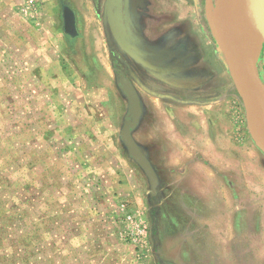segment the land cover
I'll return each mask as SVG.
<instances>
[{"label":"rangeland","instance_id":"obj_1","mask_svg":"<svg viewBox=\"0 0 264 264\" xmlns=\"http://www.w3.org/2000/svg\"><path fill=\"white\" fill-rule=\"evenodd\" d=\"M106 1L64 0L71 38L60 0H0V264H264V151L212 33L217 0H117L127 50ZM115 69L141 99L155 195L120 137Z\"/></svg>","mask_w":264,"mask_h":264},{"label":"water","instance_id":"obj_2","mask_svg":"<svg viewBox=\"0 0 264 264\" xmlns=\"http://www.w3.org/2000/svg\"><path fill=\"white\" fill-rule=\"evenodd\" d=\"M116 1H106L107 20L116 42L123 50H127V41L124 40L115 13ZM207 1L209 7L210 0ZM60 2L64 23L63 31L67 36L76 38L79 36L76 14L70 6L64 3V0H60ZM236 2L239 3L237 8L241 9L245 5L249 9L250 19L254 26L259 27L260 35L264 40V0H217L214 11L207 9L208 19L215 41L227 63L230 76L243 99L252 137L264 151V113L263 115L259 114L257 107L261 106V109L264 110V84L256 72V65H251L247 61L245 54L240 51L239 44L234 40V18L236 12L240 10L232 11V6ZM137 60L144 66L154 70V67L145 60L138 57ZM115 71L118 75V86L128 102L127 117L121 129L120 137L130 157L148 178L151 194L155 195L159 186L158 175L150 159L134 137V132L138 128L143 115L141 99L132 80L119 69H115ZM257 100L261 104H256Z\"/></svg>","mask_w":264,"mask_h":264},{"label":"bare ground","instance_id":"obj_3","mask_svg":"<svg viewBox=\"0 0 264 264\" xmlns=\"http://www.w3.org/2000/svg\"><path fill=\"white\" fill-rule=\"evenodd\" d=\"M250 5V3H248ZM239 3H235L232 6V11L238 10ZM214 11V10H213ZM233 37L239 44L240 51L245 54L247 61L251 65H256L262 52L264 40L260 35V29L257 25H253L250 19L249 9L244 5L240 10L236 12L233 24ZM256 104H261L260 101H256ZM258 107V113H264L261 106Z\"/></svg>","mask_w":264,"mask_h":264},{"label":"flooded vegetation","instance_id":"obj_4","mask_svg":"<svg viewBox=\"0 0 264 264\" xmlns=\"http://www.w3.org/2000/svg\"><path fill=\"white\" fill-rule=\"evenodd\" d=\"M146 45V44H145ZM145 47V49H147V47L146 46H144ZM155 55V54H154ZM154 55H153V57H154ZM152 57V56H151ZM148 61V63H150L153 67H154V70L153 71H156V70H158L157 69V64H155L154 62H153V60L150 58L149 60H147ZM152 70V69H151ZM158 75H159V72L157 73ZM172 88H174V87H172Z\"/></svg>","mask_w":264,"mask_h":264},{"label":"crops","instance_id":"obj_5","mask_svg":"<svg viewBox=\"0 0 264 264\" xmlns=\"http://www.w3.org/2000/svg\"><path fill=\"white\" fill-rule=\"evenodd\" d=\"M199 31H201L200 30V27H199ZM183 36H181V38H179V39H184L186 36L184 35V33L182 34ZM198 36H200L199 34H198ZM199 41H201V39H198V41H197V44H199L200 42ZM186 44H184L183 46H185ZM146 47H147V45H145ZM180 46H182V45H180ZM201 49V48H200ZM161 52H157V54H160ZM126 250V248L124 247V251ZM125 257V256H124Z\"/></svg>","mask_w":264,"mask_h":264}]
</instances>
